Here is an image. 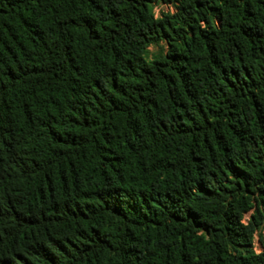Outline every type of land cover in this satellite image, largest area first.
Returning a JSON list of instances; mask_svg holds the SVG:
<instances>
[{"label": "trees", "instance_id": "trees-1", "mask_svg": "<svg viewBox=\"0 0 264 264\" xmlns=\"http://www.w3.org/2000/svg\"><path fill=\"white\" fill-rule=\"evenodd\" d=\"M262 230L264 0H0V264H264Z\"/></svg>", "mask_w": 264, "mask_h": 264}, {"label": "rangeland", "instance_id": "rangeland-1", "mask_svg": "<svg viewBox=\"0 0 264 264\" xmlns=\"http://www.w3.org/2000/svg\"><path fill=\"white\" fill-rule=\"evenodd\" d=\"M155 14L158 15L161 11L167 12V11H172V8L169 6L165 5H159L155 9ZM155 49L150 47L148 49V53H152ZM248 218V215L245 216V220ZM253 250L256 253H260L264 251V230L260 233V235H255L254 236V241H253Z\"/></svg>", "mask_w": 264, "mask_h": 264}]
</instances>
